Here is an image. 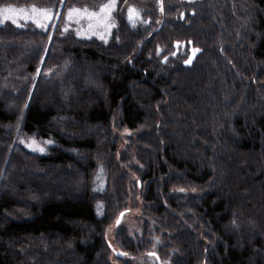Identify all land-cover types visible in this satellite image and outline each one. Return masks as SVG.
<instances>
[{"label":"trees","instance_id":"16d2710c","mask_svg":"<svg viewBox=\"0 0 264 264\" xmlns=\"http://www.w3.org/2000/svg\"><path fill=\"white\" fill-rule=\"evenodd\" d=\"M109 2L0 0V264H264V0Z\"/></svg>","mask_w":264,"mask_h":264},{"label":"snow or ice","instance_id":"6c2138e0","mask_svg":"<svg viewBox=\"0 0 264 264\" xmlns=\"http://www.w3.org/2000/svg\"><path fill=\"white\" fill-rule=\"evenodd\" d=\"M61 3H63V0H61ZM113 7H115V0H110L109 3L103 4L100 6L99 13H91V15L98 16L100 21L102 22L104 20H107L109 11ZM5 11H15V10L12 8H7V9H5ZM19 11L24 12V9H20ZM83 11L85 13L88 12L87 9H84ZM128 11H129V19L131 20L133 13H134V10L132 8H129ZM31 12H32V17H28V18L32 19V22L35 23L37 25V27L47 29L48 24L46 23V21H50L53 18L52 9L51 8L38 9L36 7H32ZM79 12H80V10L76 9V8L69 9L68 14H67V19L71 20L73 18V14H78ZM5 19H10V17H5ZM12 23L15 24V23H17V21L13 19ZM66 30L67 29L65 28V31ZM39 72H40V69L38 68L37 73H39ZM39 151L43 152L44 149L39 148ZM117 224H119V220H117ZM149 255H152V253H149Z\"/></svg>","mask_w":264,"mask_h":264},{"label":"rangeland","instance_id":"374dc122","mask_svg":"<svg viewBox=\"0 0 264 264\" xmlns=\"http://www.w3.org/2000/svg\"><path fill=\"white\" fill-rule=\"evenodd\" d=\"M185 1H191V0H185ZM81 17V19L85 22V23H89V24H91V26H90V29H91V31L92 32H96L98 29H97V27L98 26H100L101 25V23L100 22H95V23H93L92 24V20L93 19H95V17H97V16H88V15H84V16H80ZM213 70V69H212ZM213 118H215V116H213ZM114 131V130H113ZM25 144V143H24ZM28 148V147H27ZM246 156V158L247 159H252V157L251 156H249V155H245ZM59 170H61V169H59ZM43 175L45 174V173H42ZM51 175V173H49L48 172V174H47V176L48 177H42V178H44L45 180H47L48 178H51V177H49ZM262 183V182H261ZM256 185V184H255ZM258 186V185H257ZM259 188H260V186H258ZM249 203H251V205L253 204V202H249ZM254 205V204H253ZM134 215H137V213L136 212H132L126 219H125V223L124 224H127V223H129V221H130V219H132L133 218V216ZM114 228H115V226L113 225V226H110L107 230H106V239L107 240H112V235L114 234L113 233V231H114ZM26 256V254L24 255H21L20 257L21 258H23V257H25ZM30 259V256H27L26 258H24V260H29ZM30 262H32V261H30ZM24 263L26 264V262L24 261ZM28 263V262H27ZM113 263V262H112ZM151 264H152V262H150ZM29 264H32V263H29ZM114 264V263H113Z\"/></svg>","mask_w":264,"mask_h":264}]
</instances>
